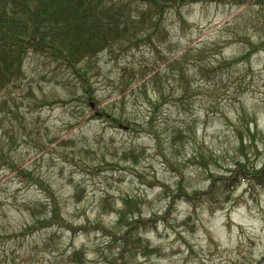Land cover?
Wrapping results in <instances>:
<instances>
[{
	"label": "rangeland",
	"instance_id": "374dc122",
	"mask_svg": "<svg viewBox=\"0 0 264 264\" xmlns=\"http://www.w3.org/2000/svg\"><path fill=\"white\" fill-rule=\"evenodd\" d=\"M137 36L93 60L92 100L37 55L0 90V264H264V0Z\"/></svg>",
	"mask_w": 264,
	"mask_h": 264
},
{
	"label": "trees",
	"instance_id": "16d2710c",
	"mask_svg": "<svg viewBox=\"0 0 264 264\" xmlns=\"http://www.w3.org/2000/svg\"><path fill=\"white\" fill-rule=\"evenodd\" d=\"M195 1L0 0V90L17 85L25 59L37 55L50 59L54 70L62 73L58 83L70 95L76 99L92 100L89 72L92 71L93 60L101 52L117 42L122 47H131L132 44L139 47L141 38L137 34L160 29L167 7L178 10ZM148 41L152 43V34L148 35ZM179 59L173 64L178 65ZM139 72V77L144 74L142 70ZM131 73L134 74V70ZM125 74L126 70L123 76ZM180 74L187 81L182 69ZM134 77L131 75L129 79ZM153 79L157 81L158 77L155 75ZM178 131L175 129L174 134ZM229 179L221 177L217 184L233 186V182L227 183ZM256 180L264 185V172ZM123 239L126 244L134 239L137 246H132V249L141 251L143 256L156 252L139 237Z\"/></svg>",
	"mask_w": 264,
	"mask_h": 264
}]
</instances>
